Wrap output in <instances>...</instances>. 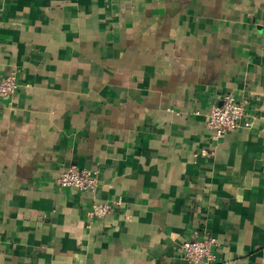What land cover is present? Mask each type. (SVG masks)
Returning <instances> with one entry per match:
<instances>
[{
    "label": "crops",
    "instance_id": "0c3cea01",
    "mask_svg": "<svg viewBox=\"0 0 264 264\" xmlns=\"http://www.w3.org/2000/svg\"><path fill=\"white\" fill-rule=\"evenodd\" d=\"M11 74L0 264H187L203 237L216 264H264V0H0ZM227 93L251 125L214 141ZM70 166L97 189L57 186Z\"/></svg>",
    "mask_w": 264,
    "mask_h": 264
},
{
    "label": "built area",
    "instance_id": "2783aa9c",
    "mask_svg": "<svg viewBox=\"0 0 264 264\" xmlns=\"http://www.w3.org/2000/svg\"><path fill=\"white\" fill-rule=\"evenodd\" d=\"M17 90L14 75L11 74L0 80V98L12 96ZM245 103L239 102L231 93L223 95L219 104L212 105L207 112L206 128L211 132L214 141L222 139L227 133L235 131L239 127H249ZM97 170L80 169L70 166L62 170L55 179L60 188H70L79 191L94 192L99 183ZM120 204V200L115 202ZM110 212L107 204L94 205L90 215L92 217H104ZM217 242L214 238L203 237L184 241L180 246V253L187 264H216L214 252Z\"/></svg>",
    "mask_w": 264,
    "mask_h": 264
}]
</instances>
